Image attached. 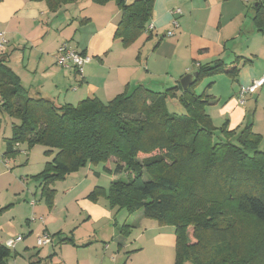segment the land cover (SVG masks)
I'll list each match as a JSON object with an SVG mask.
<instances>
[{"label": "trees", "instance_id": "16d2710c", "mask_svg": "<svg viewBox=\"0 0 264 264\" xmlns=\"http://www.w3.org/2000/svg\"><path fill=\"white\" fill-rule=\"evenodd\" d=\"M45 1L52 8L62 4ZM117 2L122 21L116 37L129 47L147 31L155 0ZM253 10L252 21L264 33V0ZM241 59L202 67L188 90L178 85L156 92L140 85L108 103L95 98L62 106L30 93L0 60V111L18 121L5 156L15 155L24 142L46 148L52 159L35 178L50 207L55 195L50 186L88 164H103L114 177L125 173L127 182L113 180L108 191L95 187L92 197L106 196L112 209L130 216L142 211L160 226L174 227L175 264H264V137L250 119L239 133L225 125L217 129L207 112L213 97L196 92L203 80L221 74L236 80ZM175 98L185 114L169 110ZM242 216L260 228L247 253L236 239ZM129 228L121 231L128 234ZM11 254L0 243V264H9Z\"/></svg>", "mask_w": 264, "mask_h": 264}, {"label": "crops", "instance_id": "0c3cea01", "mask_svg": "<svg viewBox=\"0 0 264 264\" xmlns=\"http://www.w3.org/2000/svg\"><path fill=\"white\" fill-rule=\"evenodd\" d=\"M135 1L125 0L128 5ZM259 1L155 0L149 23L154 29L126 47L116 37L122 21L117 0L104 4L60 0L62 4L54 8L45 0H0V40L4 37L7 42L0 60L30 93L62 106L95 98L108 103L140 85L165 92L180 85L185 76L199 74L202 67L218 61L231 64L242 57L236 80L221 74L203 80L196 92L213 97L207 112L215 127L220 124L217 129L225 125L228 131L239 133L250 119L253 130L264 137L263 116L257 115L264 86L247 95L244 104L239 100L243 87L264 76V33L252 21L253 7ZM175 9L182 12L179 28L172 24ZM168 32L174 36L168 37ZM64 44L91 59L82 72L58 65L57 52ZM221 81L225 85L219 87ZM170 102L178 104L179 100Z\"/></svg>", "mask_w": 264, "mask_h": 264}, {"label": "rangeland", "instance_id": "374dc122", "mask_svg": "<svg viewBox=\"0 0 264 264\" xmlns=\"http://www.w3.org/2000/svg\"><path fill=\"white\" fill-rule=\"evenodd\" d=\"M176 103L170 102L169 110L185 114ZM261 113L264 128V96L258 102L257 115ZM14 123L18 121L0 111V241L23 238L11 249L10 264H175L174 227H161L156 220L145 218L142 211L130 216L124 210L112 209L106 196L92 197L95 186L108 191L113 180L127 182L125 173L114 177L104 171L103 164H88L50 186L55 191L50 207L35 178L52 159L46 156V148L24 142L15 155L4 154ZM144 180H149L147 174ZM125 225L130 226L128 234L121 231ZM235 231L240 252L253 249L260 231L256 222L242 216ZM45 234L52 242L38 246ZM68 239L72 242L65 241Z\"/></svg>", "mask_w": 264, "mask_h": 264}, {"label": "built area", "instance_id": "2783aa9c", "mask_svg": "<svg viewBox=\"0 0 264 264\" xmlns=\"http://www.w3.org/2000/svg\"><path fill=\"white\" fill-rule=\"evenodd\" d=\"M171 14L173 15V21H172L173 26L175 28H179L178 17L182 15L181 10L175 9L174 11H172ZM153 29H154V25H149L147 27V32L150 33ZM167 36L173 37L174 32H168ZM6 43H7L6 39L2 37L0 40V53H3L6 50ZM90 61L91 59L88 56L73 50L71 47H69L68 44L62 45L57 52V63L59 66L65 69L75 68L80 72H82L83 66L88 64ZM263 86H264V76L261 77L260 79L255 80L251 85L247 87H243L239 97L240 103L244 104L247 95L255 94ZM22 240H23L22 237H18L17 239L8 240L4 244L6 245V247L13 249L16 246V244L21 242ZM51 242L52 241L49 234H45L43 239L40 238L38 240V246L48 245Z\"/></svg>", "mask_w": 264, "mask_h": 264}, {"label": "water", "instance_id": "95a60500", "mask_svg": "<svg viewBox=\"0 0 264 264\" xmlns=\"http://www.w3.org/2000/svg\"><path fill=\"white\" fill-rule=\"evenodd\" d=\"M198 77V74L187 75L181 79L180 85L183 90H188L194 83V79Z\"/></svg>", "mask_w": 264, "mask_h": 264}]
</instances>
